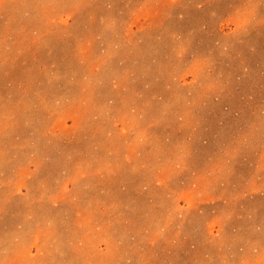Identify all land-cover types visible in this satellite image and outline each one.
I'll return each mask as SVG.
<instances>
[{
	"label": "rangeland",
	"instance_id": "rangeland-1",
	"mask_svg": "<svg viewBox=\"0 0 264 264\" xmlns=\"http://www.w3.org/2000/svg\"><path fill=\"white\" fill-rule=\"evenodd\" d=\"M0 264H264V0H0Z\"/></svg>",
	"mask_w": 264,
	"mask_h": 264
},
{
	"label": "bare ground",
	"instance_id": "bare-ground-1",
	"mask_svg": "<svg viewBox=\"0 0 264 264\" xmlns=\"http://www.w3.org/2000/svg\"><path fill=\"white\" fill-rule=\"evenodd\" d=\"M255 253V252H254Z\"/></svg>",
	"mask_w": 264,
	"mask_h": 264
}]
</instances>
